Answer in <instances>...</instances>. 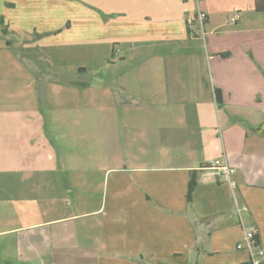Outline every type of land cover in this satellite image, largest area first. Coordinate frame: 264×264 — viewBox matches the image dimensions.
<instances>
[{
	"label": "crops",
	"instance_id": "0c3cea01",
	"mask_svg": "<svg viewBox=\"0 0 264 264\" xmlns=\"http://www.w3.org/2000/svg\"><path fill=\"white\" fill-rule=\"evenodd\" d=\"M254 5L0 0V92L6 81L11 99L0 105V264L249 263L250 228L264 253V10ZM68 59L120 71L97 82L82 65L64 69ZM33 141L34 155L17 152ZM222 157L232 186L208 167Z\"/></svg>",
	"mask_w": 264,
	"mask_h": 264
},
{
	"label": "rangeland",
	"instance_id": "374dc122",
	"mask_svg": "<svg viewBox=\"0 0 264 264\" xmlns=\"http://www.w3.org/2000/svg\"><path fill=\"white\" fill-rule=\"evenodd\" d=\"M237 13V11H224V14L227 15V18L230 19L232 16H234L235 14ZM199 32H201L199 30ZM11 39L14 40V42H17V40L15 39V36L14 35H10ZM13 50L15 52H22L23 49L18 47V48H13ZM68 61V63H65L63 66L64 69H67V70H71L72 68L76 69L77 66H84V67H87V70H88V73H96V75H93L92 77L93 78H96V81L98 82L99 81V78H103V74H109V73H114V72H119V67L116 68V69H111L109 68V66H107L106 63H104L103 61H97L96 63H87V60H85L84 62L86 63H75L74 59H68L66 60ZM59 66V64H58ZM128 66V65H127ZM124 68H126L124 66ZM123 68V69H124ZM6 81H3L1 82V92H0V105L3 103L5 105V108L7 107H10V102H11V99H9V97L6 95V87H3L2 85L5 84ZM6 85V84H5ZM2 118V117H1ZM4 120H6L7 118L4 117L2 118ZM28 146L31 148V152L34 153L38 150L39 148V145L37 143H35L34 141L32 143H30L29 145L27 144H20V145H17V152H24ZM43 148H51L53 149L54 145H51V143L49 144H43L41 145ZM86 144L85 143H81V150L83 152V150L86 149ZM31 155V154H29Z\"/></svg>",
	"mask_w": 264,
	"mask_h": 264
},
{
	"label": "built area",
	"instance_id": "2783aa9c",
	"mask_svg": "<svg viewBox=\"0 0 264 264\" xmlns=\"http://www.w3.org/2000/svg\"><path fill=\"white\" fill-rule=\"evenodd\" d=\"M206 18V14L200 10L197 11L196 13V19L198 22L199 30L203 33V25H204V20ZM231 20H235V17H232ZM208 167L214 170L215 174L217 176H223L225 177L230 185L232 186L233 183L230 181V175L234 171V168H232L226 161L225 157L222 158H217L208 164ZM236 207V212L238 214L239 220L242 223V210L245 209V207L239 206L237 203H235ZM255 235V229L250 228L248 231H244V237L243 240L245 242V246L248 249V251L251 254V264H264V253L263 250L260 246H255V242L253 239V236ZM237 248H241L242 244L238 243ZM256 251L257 255L253 256L252 252Z\"/></svg>",
	"mask_w": 264,
	"mask_h": 264
},
{
	"label": "trees",
	"instance_id": "16d2710c",
	"mask_svg": "<svg viewBox=\"0 0 264 264\" xmlns=\"http://www.w3.org/2000/svg\"><path fill=\"white\" fill-rule=\"evenodd\" d=\"M255 10L256 11H263L264 10V2L263 0H255ZM0 25L2 26V32L6 33V25L4 24L3 18L0 16ZM215 94H216V99L219 100L220 99V91L219 89H215ZM197 183V176H196V172L192 171L190 173V177H189V181H188V186H187V192H186V198L187 200L191 199V195L192 192L196 186ZM254 242H255V246H259L258 240L256 238V235L253 236ZM238 264H251V262L249 263H238Z\"/></svg>",
	"mask_w": 264,
	"mask_h": 264
}]
</instances>
